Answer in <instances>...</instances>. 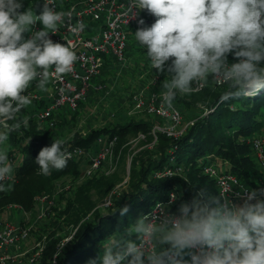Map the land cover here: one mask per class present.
<instances>
[{
	"label": "clouds",
	"instance_id": "1",
	"mask_svg": "<svg viewBox=\"0 0 264 264\" xmlns=\"http://www.w3.org/2000/svg\"><path fill=\"white\" fill-rule=\"evenodd\" d=\"M56 7V0H44L36 14L33 6L24 9L23 0H0V146L29 127V117L19 114L32 103L25 93L33 82L50 92L51 79L74 70L72 46L49 36L72 16ZM143 10L156 19L150 26L138 19L134 36L146 47L151 68L170 77L161 85L165 110L175 112L177 96L191 94L194 85H226L223 100L264 90V0H130L123 15L134 19ZM37 22L42 28L33 31ZM69 27L78 34L85 24L78 20ZM230 54L235 62H229ZM65 143L57 138L41 148L35 159L41 175L67 167L71 153L62 150ZM12 174L6 147H0V192L8 190L5 181ZM234 195L243 202L200 189L175 211L174 200L157 205L88 264H264V188L250 191L240 184ZM119 211L123 216L129 208Z\"/></svg>",
	"mask_w": 264,
	"mask_h": 264
},
{
	"label": "trees",
	"instance_id": "2",
	"mask_svg": "<svg viewBox=\"0 0 264 264\" xmlns=\"http://www.w3.org/2000/svg\"><path fill=\"white\" fill-rule=\"evenodd\" d=\"M32 1L34 0H23L24 8ZM228 58L233 56L230 54ZM160 75L162 78H170L167 74ZM226 88V85L207 86L201 92H197L207 93L205 104L209 112L196 120L178 140L159 134L157 136L159 159L141 162L139 176L133 184L134 192L123 199L112 213L106 216L98 215L95 221L83 222L78 228L74 227V234L58 256L57 264H88L89 260L102 256V248L112 236L123 234L140 215L147 214L155 201L164 200L167 192L177 185L182 187L180 202L190 199L193 193L200 189H205L208 194L216 196L214 180L203 174L205 164L199 163L206 150L212 158L227 162L228 170L232 173L251 183L250 178L256 174V170L249 158L247 140L251 133L257 134L264 129V90L252 98L223 100L221 97ZM150 127L148 123L128 122L124 125L92 130L85 137L75 135L65 143L62 150L78 147L87 152L102 135L116 136L121 141L129 135L138 133L147 135ZM18 132L21 134L18 135ZM52 141L53 139L40 129L34 119L29 120L27 129L22 128L10 134L8 144L11 150L7 151L8 158L12 160L13 149L21 151L23 158L11 178L8 190L0 192V213L8 206H15L23 213H31L35 207V198L50 193L57 180L64 176L80 175L81 158L69 160L63 170L52 169L47 177L38 172L36 156L41 148L50 146ZM169 150L171 153H168ZM170 157L184 167L185 180L179 177L153 178V173L167 165ZM124 206H128L129 211L121 216L119 210ZM59 242L60 240L56 238L48 241L44 254L51 258Z\"/></svg>",
	"mask_w": 264,
	"mask_h": 264
},
{
	"label": "built area",
	"instance_id": "3",
	"mask_svg": "<svg viewBox=\"0 0 264 264\" xmlns=\"http://www.w3.org/2000/svg\"><path fill=\"white\" fill-rule=\"evenodd\" d=\"M130 0H56V10L72 12L71 19L65 18V25L60 26L56 34L49 33L50 38L54 42L69 44L77 55V61L74 70L63 76L62 79H51L49 83L50 92L41 94L35 82L29 87L25 93L32 99L31 104L43 103L44 105L32 118L37 122H48L50 126L54 125L56 114H75L80 106L87 102L91 95L103 93L109 95V91L101 82L105 68L112 70L126 69L128 63V50L136 47L147 51L146 47L142 48L135 40L134 33L138 28V19L143 18L146 25L150 26L155 21V17L150 15L146 10L140 11L139 16L130 19V16H124L126 6ZM44 0H42V5ZM51 7V5H50ZM74 10V11H73ZM130 19V20H129ZM83 21L85 28L78 34H74L69 25H75L77 21ZM129 20V22H127ZM41 30L36 24L33 31ZM31 32L27 33V37L31 36ZM229 62H235L233 58H228ZM145 74L149 75V79L144 86L134 92L131 96L133 109L137 112H144L152 118L160 119L162 126L154 125L150 128L147 135L151 136L153 142L157 141V136L162 134L170 139L178 140L183 134L194 125L195 120L187 124H182V110L174 101L175 112L165 110L161 101L162 88L164 81L156 70L151 68L148 60V69ZM170 79V78H169ZM214 87H219L214 85ZM207 86V85H206ZM196 88L194 85L193 92H201L204 88ZM43 96V97H42ZM202 115H206L207 109ZM24 110L19 114L20 116ZM138 133V139H145L147 136ZM118 138L100 137L95 145L87 152L75 147L66 149L71 153V159H83L86 165L84 174L92 177L96 171L110 163L112 151ZM249 148V158L256 170V174L252 176L251 183L246 182L240 176L232 173L228 168L219 171L217 167L204 165L203 174L214 180L216 187V196L220 193L226 195L234 203L241 202L234 193L240 191V184H243L248 190H258L264 188V129L260 133L250 136L247 140ZM4 147V146H0ZM95 149V151H94ZM168 153H171L169 150ZM184 167L178 165L173 157L168 158V163L162 169L153 173V178L164 179L179 177L185 180ZM11 180L5 181L10 185ZM239 181L240 184H236ZM182 196V187L180 185L170 189L164 200H157L153 203L150 213L157 205L171 204V209L175 211L180 203ZM264 199V197H259ZM49 194H41L35 198V204H49L51 202ZM8 208H17L8 206ZM18 209V208H17ZM20 211V210H19ZM74 231L69 236L60 241L56 246L55 253L50 258V264H57L58 256L62 252L65 244L72 238ZM28 238V232L11 224L0 222V264H38L44 255V246L36 245L33 253H31L23 261L19 259L23 254L20 249L24 241ZM59 253V255H56ZM187 259V257H186Z\"/></svg>",
	"mask_w": 264,
	"mask_h": 264
},
{
	"label": "rangeland",
	"instance_id": "4",
	"mask_svg": "<svg viewBox=\"0 0 264 264\" xmlns=\"http://www.w3.org/2000/svg\"><path fill=\"white\" fill-rule=\"evenodd\" d=\"M29 6H33L36 14H39L42 0H34L24 9ZM37 24L42 28L39 22ZM25 36L27 37V33ZM135 52L137 53L134 54V58L132 56L131 60H128L126 69L123 67L110 70L101 78L109 95L105 96L103 93L91 95L75 114H56L53 126L49 125L51 121L38 122L40 129L52 139L63 138L68 142L75 135L85 137L92 130L124 125L128 122L148 123L151 127L162 126L163 122L160 119L152 118L144 112H137L133 109L132 94L138 91L140 86H144L145 81L149 79V75L145 74L148 69L146 52L139 48ZM207 86L212 85L209 83ZM206 94V92L202 94L192 92L177 96L175 101L182 110V124L196 121L203 116L204 110L207 109ZM43 105L44 101L35 105L30 104L21 116L32 118L42 109ZM148 136L145 139H138L136 134L129 135L121 141L118 139L112 151L111 162L96 171L91 178L84 174L86 165L83 159H80V175L77 177L64 176L57 180L52 191L47 193L51 200L49 204L38 202L31 213H23L17 208H8L0 213L2 224L8 223L28 232V238L20 249L23 255L19 259L23 261L27 258L33 253L36 245H43L46 250L48 241H53L55 238L63 241L74 227L78 228L83 222H93L98 215L106 216L115 211L118 204L134 192L133 184L139 176L141 162L159 159L160 155L157 150L159 143L158 141L153 142L152 137ZM102 137L106 136L102 135ZM4 147L7 151L11 150L8 143ZM22 158L23 153L18 149H13L12 160L9 158L13 174L21 164ZM199 163L217 167L219 171H224L229 167L227 162L220 161L216 157L212 158L207 150ZM89 216L90 220L87 219ZM116 237L117 235L112 236L107 244ZM0 254L2 255L3 252ZM38 264H50V257L44 254Z\"/></svg>",
	"mask_w": 264,
	"mask_h": 264
},
{
	"label": "crops",
	"instance_id": "5",
	"mask_svg": "<svg viewBox=\"0 0 264 264\" xmlns=\"http://www.w3.org/2000/svg\"><path fill=\"white\" fill-rule=\"evenodd\" d=\"M137 50V48L136 47H133V48H130V50H128V60H131V57L133 56V58H134V54H136L137 52H135ZM145 51V50H144ZM145 52H147V51H145ZM132 58V59H133ZM113 71L112 69H109L108 67L107 68H105V70H104V75H106L109 71ZM103 75V76H104ZM146 82V81H145ZM41 94L42 95H44V92H41ZM96 95V94H95ZM94 95V96H95ZM43 97V96H42Z\"/></svg>",
	"mask_w": 264,
	"mask_h": 264
}]
</instances>
